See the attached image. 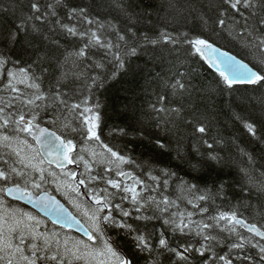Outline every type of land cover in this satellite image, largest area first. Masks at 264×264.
Masks as SVG:
<instances>
[{"label":"snow or ice","instance_id":"1","mask_svg":"<svg viewBox=\"0 0 264 264\" xmlns=\"http://www.w3.org/2000/svg\"><path fill=\"white\" fill-rule=\"evenodd\" d=\"M164 53L172 74L152 127L128 100L130 122L108 135L132 139L105 143V94ZM192 56L216 68V89L264 87V0H0V264H264V101L258 115L233 113L247 146L224 138ZM136 141L187 172L138 162ZM209 169L221 174L211 186ZM49 177L84 223L47 192L33 199ZM5 197L54 206L86 239L42 229Z\"/></svg>","mask_w":264,"mask_h":264},{"label":"trees","instance_id":"2","mask_svg":"<svg viewBox=\"0 0 264 264\" xmlns=\"http://www.w3.org/2000/svg\"><path fill=\"white\" fill-rule=\"evenodd\" d=\"M150 0H145V4ZM156 4H159L161 0H154ZM153 20L156 19L153 15ZM223 42H221L222 44ZM227 50V47H222ZM234 55L243 56L242 52H239L236 48H231ZM247 59V57H245ZM174 56L164 53V55L154 62L145 64L144 60L135 61V65H139L137 68V75L135 77L128 76L121 80L119 83H115V86L111 88L109 95L107 96V117L106 124L107 128L104 129V135L102 139L105 143L110 146H118L123 148L128 140L132 139V136L127 138L113 137L108 135L110 130H114L120 127H126L130 122L128 115L124 114L125 109L123 104L128 100H132L134 105L135 115L144 123L146 127H152V111L150 105L156 101L158 95L164 94L168 91L165 87V81L169 79L172 74V61ZM134 65V66H135ZM188 69H195L193 75L196 78L197 84L213 88L212 98L208 102L213 106L216 116V127L213 131L218 130L219 133L226 139L233 137L237 138L238 143L242 146L248 145L249 138L247 137L242 124L233 118V113H236L242 117H248L250 114H259L261 103L264 101V87L259 85H247L239 86L237 90L230 92L221 83L220 89H216V81L219 79V74L213 71L210 65L201 60L197 56H192L188 59L185 65ZM185 70L184 68L181 71ZM123 89H129L128 92ZM48 126V125H47ZM139 126V125H137ZM155 130V129H153ZM187 143V142H185ZM146 142L141 143L136 141L133 144H129V148H134L132 155L137 159L138 162L144 161L146 163H152L153 167L171 166L174 170H177L180 175H185L187 172V166L183 169L177 167L179 161L174 159L175 153L171 156L161 157L157 153L150 151L145 147ZM77 146L81 147L79 142ZM173 148H175V141H173ZM257 150L259 146H255ZM79 149L77 151H79ZM251 150V148H249ZM3 151L0 149V153ZM127 168V166H126ZM136 171L135 169H130ZM235 173V169H233ZM204 181L211 186L214 182L221 178V174L211 169L207 170L204 174ZM185 178H189L185 176ZM169 192L173 195V198L177 195L173 189H169ZM218 205H222L224 210H227L228 203L217 201ZM246 215H248L246 213ZM121 247L127 251V246L123 243Z\"/></svg>","mask_w":264,"mask_h":264},{"label":"rangeland","instance_id":"3","mask_svg":"<svg viewBox=\"0 0 264 264\" xmlns=\"http://www.w3.org/2000/svg\"><path fill=\"white\" fill-rule=\"evenodd\" d=\"M1 150H2V151H5V150H3V149H1ZM96 150H97V151H100V149H99L98 147L96 148ZM51 170H55V171L59 172V170L56 169V168L53 167V166H52V169H51ZM71 170L77 171V172L79 173V172H82V171H83V168H82V166H77V165H75L74 167L71 168ZM52 179H53L52 177H49V178H48V182H47L46 184H44L42 188H46V186H47V187H49V188H52L53 190H56L58 193H60V194L66 199V201L69 203L70 207L74 210V212H76V209L73 207V205H72L70 199L64 195V189L61 188V189L58 191V190H57V185H56V183H53V182H52ZM5 200H6V203H7V205H8L9 207H12V208H18V209H21V210H23V211H25V212H30V213H32L35 217H37V219H39V220H41V221L43 222V224H42L43 226H44V225H47V230H48L49 232H52V231L59 232L60 235H61V237H63L65 234H67L68 236L78 237V238H83V237H81L79 234H77V233H75V232H73V231H69V230H66L65 228H62V227H59V226L55 225V224L52 223L49 219H47V218L41 216L40 213H38L37 211L33 210V209L30 208V207H29L30 209H28L27 207H24V206H22V205H20V204H16V205H11V206H10V205L8 204V198H7V197H5ZM76 213H77V212H76ZM77 214H78V213H77ZM78 215H79V214H78ZM79 216H80V215H79ZM83 239H85V238H83Z\"/></svg>","mask_w":264,"mask_h":264},{"label":"water","instance_id":"4","mask_svg":"<svg viewBox=\"0 0 264 264\" xmlns=\"http://www.w3.org/2000/svg\"><path fill=\"white\" fill-rule=\"evenodd\" d=\"M222 50H225V49H222ZM211 69L215 72H217L216 68L212 67L210 65ZM218 73V72H217ZM42 126H47V125H42ZM51 130H54V129H51ZM55 165V164H53ZM72 165H65V169L67 168H70ZM34 193V192H33ZM49 195L53 196L55 198V200L59 201V203L61 205L64 206L65 209H67L69 212H71L74 216H76V219L80 220L81 223H84V221L79 217L77 216L63 201H61L57 196H54L52 194H50L49 192H47ZM45 194V192H42L40 193L39 195H36L34 193V197L33 199L36 200L38 197L40 196H43ZM11 199H13L12 197H10ZM15 200V199H13ZM18 201H21L23 202L24 204L30 206L31 208H33L34 210H36L37 212H39L40 214L44 215L45 217L49 218L53 223L60 225L59 222H56L58 221V216H57V213H58V210L55 209V207H49L47 211L44 210L43 207L39 206L37 203H34V202H29L28 200H18ZM44 203L46 204L47 203V200L45 199ZM64 228L68 229V230H72L74 232H77L78 234L82 235L83 236V233L79 230H77L76 226L73 224L71 227H68V226H64Z\"/></svg>","mask_w":264,"mask_h":264},{"label":"flooded vegetation","instance_id":"5","mask_svg":"<svg viewBox=\"0 0 264 264\" xmlns=\"http://www.w3.org/2000/svg\"><path fill=\"white\" fill-rule=\"evenodd\" d=\"M84 190V189H82ZM42 191H49V192H54V194H59L56 190H53L52 188H49L46 186V188H41L40 190H33V192H35L36 194H39L40 192ZM8 204L11 206V205H16V204H19L18 202L12 200V199H9L8 198ZM21 205V204H20ZM23 206V205H22ZM25 207V206H24ZM28 208V207H27ZM29 209V208H28ZM41 228L43 229V225H41Z\"/></svg>","mask_w":264,"mask_h":264}]
</instances>
